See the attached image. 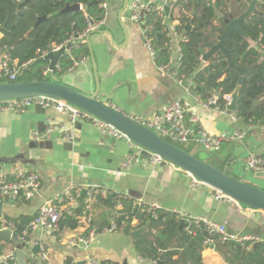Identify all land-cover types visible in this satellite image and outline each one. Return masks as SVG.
Here are the masks:
<instances>
[{
    "label": "crops",
    "instance_id": "obj_1",
    "mask_svg": "<svg viewBox=\"0 0 264 264\" xmlns=\"http://www.w3.org/2000/svg\"><path fill=\"white\" fill-rule=\"evenodd\" d=\"M101 1L106 4V22L95 29L97 32L90 37L100 79L99 99L104 103H115L121 111L131 116L152 115L170 101L180 99L194 108L200 116V125L211 135L219 136L238 128H247L244 140L225 143L215 152L216 158L219 162H229L228 169L237 176L251 178L255 183L264 185V178L256 177L255 172L247 171L243 166V160L249 153L264 155V119L248 125L238 118L236 120L235 111L228 108L199 105L198 100L206 98L199 86L198 75L213 74V65L209 73H206L201 69L210 63L201 61L193 72H187L183 78H179L175 72L161 73L144 47L147 30L131 19L133 0ZM194 6L190 7V11H186V8L182 10V6L178 8L175 19L179 22L178 17L183 13L192 16ZM238 8L242 9V6L239 5ZM243 9L245 11L247 6ZM182 32L184 33L183 30ZM158 33L162 35L159 29ZM2 36L0 31V38ZM152 36L156 44V37L158 40L160 37L156 34ZM84 41L86 42V38L79 39L78 43ZM251 44L257 45L255 42ZM259 48L264 50L263 45L259 44ZM79 55V59L67 71L59 68L58 71L63 72L54 80L91 94L96 89L91 56L84 52ZM214 96H217L216 93ZM259 103L258 101L257 104ZM48 118L57 123L66 122L71 125L67 115L53 109L33 107L22 114L0 112V159H10L0 162V172L13 177L18 172L30 171L41 178L40 192L32 200L2 201L1 220L34 217L45 200L54 197L70 184H76L84 189L106 190L109 195H127L133 197L135 202L143 200V203H152L165 215L181 211L193 216L208 217L224 223L232 233L260 239L247 242L250 249L240 243L231 247L227 242L228 246L223 247L222 253L215 243L221 240L205 238L201 249V264H234L227 257L234 253L238 256L234 252L235 248L250 251L255 243L264 242V212L217 200L213 188L206 184L192 186L187 172L172 164L164 163L155 167L141 164L126 171L123 163L129 150L125 141L106 135L91 122L81 120L74 124L76 140L72 143L65 142L59 132H47ZM104 198L99 191L90 207L82 205L93 216L96 229L93 241L88 246L69 244V240L86 234V227L82 223L76 228L60 225L54 235L39 230L31 232L26 238L19 236L21 241L18 245L16 241L1 243L0 257H12L16 264H67L90 257L112 264H166L164 261L143 258L136 250L135 241L150 230L148 226L134 228L130 233L121 229L109 230L116 223L113 218L115 209L110 208ZM179 221V229L187 227L186 223L181 227V220ZM138 223L137 220L132 224L137 226ZM163 229L164 226L152 229L153 234L149 238L160 241L155 239L157 236L161 241H173L167 250L177 251L178 254L169 256L167 260L175 261L180 258L179 264H196L197 257L185 253L183 248L177 246L178 241H186L183 234L169 240V234L164 233ZM135 231L141 232L135 237ZM195 240L197 239L187 238V241ZM42 245L46 247L49 255V260L45 262L40 258Z\"/></svg>",
    "mask_w": 264,
    "mask_h": 264
},
{
    "label": "trees",
    "instance_id": "obj_2",
    "mask_svg": "<svg viewBox=\"0 0 264 264\" xmlns=\"http://www.w3.org/2000/svg\"><path fill=\"white\" fill-rule=\"evenodd\" d=\"M66 1L24 0L17 2L16 0H0V31L3 34L0 38V52L7 49L13 59L18 60L19 64H23L30 59L38 58V50L45 51L54 43H64L83 33L89 20L97 22L104 17L105 12L102 1L94 2L95 0H68L70 4H81L83 9L55 14L65 7ZM193 5H195V9L192 16L183 13L178 17L179 30H183L189 38L187 42L182 43L184 58L183 67L177 73L179 78H183L187 72H193L194 68L198 66L199 51L197 44L200 47L207 48L211 43L216 42L214 35L223 32L226 26L223 19L211 22L215 15L214 10H220L228 18H235L247 6L246 2H237L236 0L234 2L233 0H215V2H212V0H188L182 5V10L185 8L190 9ZM239 5L242 6V9L238 8ZM259 9L264 12V0L260 3ZM43 16H48L47 20L35 26L37 20ZM185 17H190L192 24L197 26L199 31H186ZM156 27L158 28V25ZM241 27L245 35L240 33L231 34L226 42V47L232 51L234 64L246 70L244 82L239 89L235 114L241 122L250 125L259 119H264V50L259 48V44L264 46V15L249 17L242 22ZM161 34L160 40L156 37V46L159 51V60L162 57L160 61H164L167 58V52L164 49L165 35ZM251 42H255L257 45L252 46ZM70 49L71 52L64 53L58 61L62 70L72 66L79 59L81 52L87 55L90 54L85 41L71 45ZM47 65L48 61L38 59L28 67L20 70L16 79L5 76L0 79V82L54 80L50 76H43V69ZM227 67L228 63L224 60V56H221L213 60V74L206 76L200 73L198 75L199 86L201 91L205 93V98L214 96L216 92L218 93L217 105L220 109L228 108L225 96L233 94L239 84L240 73L233 69L226 75L225 69ZM58 70L56 69L55 72H58ZM254 101L260 103L255 106ZM179 147L191 153L190 150L194 147V144L189 143L185 147ZM209 164L213 165L212 163ZM220 164L223 167L221 165L213 166L230 175L229 173L232 171L227 166L230 163L224 161ZM234 178L241 180L239 176ZM104 200L113 209H115L119 200L123 205L113 216L116 222L115 229L130 233L137 227H149L150 230L137 237L135 241L136 250L143 258L156 262L164 261L166 264H179L181 262L180 258L175 261L167 260L169 256L178 254L177 251L167 250L173 241H161L157 236H155V239L160 241H152L149 238L153 234L152 229H159L164 226L162 231L169 234V240L183 234L182 237L186 241H178V248H183L185 253L197 257L196 264H201L202 243L205 238L209 237L203 228L195 232L187 227L179 229L180 221L174 214L165 215L161 209H156L157 217H154L151 213H147V203L137 205L135 199L130 196L119 198L117 194H112ZM32 219L33 217L13 219L12 221L17 226L16 232L19 234ZM133 219L139 221L137 226L132 224ZM78 225L79 220L69 216L64 218L61 224L63 227L71 228H76ZM187 238L200 239L201 241H187ZM214 239L221 240L219 236L214 237ZM215 243L218 250L224 253L223 247H227L228 244L222 243V241H215ZM162 250L167 251L163 252ZM234 252H237L238 256H235L234 253L227 257L234 264H264V242L255 243L250 251H242L238 247L235 248ZM13 262L14 260H9V264Z\"/></svg>",
    "mask_w": 264,
    "mask_h": 264
},
{
    "label": "built area",
    "instance_id": "obj_3",
    "mask_svg": "<svg viewBox=\"0 0 264 264\" xmlns=\"http://www.w3.org/2000/svg\"><path fill=\"white\" fill-rule=\"evenodd\" d=\"M16 1L22 2L24 0ZM186 2H188V0H133L132 2L131 19L135 23L141 25L145 31L147 30V34L144 36V47L150 53L158 70L163 74L175 72L177 75L178 71L183 67L184 52L182 49V43L187 42L189 38L182 32V30H179V22L175 19V11ZM212 2H215V0H212ZM105 7L106 4H103V8ZM105 22V15L97 22L89 20L88 26L83 33L72 37L64 43H54L45 51L38 50V58L30 59L23 64H19L18 60L13 59L7 49L1 51L0 79L5 76H9L10 79H16L20 70L28 67L34 61L45 57L49 52L57 53L62 47H66L65 53H70L71 45L77 44L79 39L84 40L90 32L104 25ZM156 25H158V29H160L159 32L165 35L164 48L167 52V58L164 61H159V51L154 42V36L150 33ZM56 66L57 69L60 68L58 63ZM51 72L53 71H51L47 65V67L43 69V76H49ZM225 98L227 100L226 105H231L232 95H227ZM106 104L115 110L121 111L113 102H108ZM198 104L203 107L220 109L217 105V96L199 99ZM33 107H40L44 110L53 109L58 113L69 117L71 125L66 122L57 123L52 118L47 119V132H59L61 139L65 142L72 143L76 140V129L74 124L75 122L81 120L91 122L93 125L99 127L106 135L125 141L129 150L123 163V169L126 171L141 164L154 167L164 163L172 164L166 161L159 154L154 153L136 143L116 127L63 99L41 95L0 100V112L22 114L29 111ZM129 117L140 125L152 130L157 135L170 140L173 143H195L201 145L209 152L219 151L225 143L244 140L248 131L247 128H238L231 133H224L219 136L211 135L202 125H200V116L194 108L188 102L180 99L170 101L159 112L152 115H129ZM235 118L237 120V117ZM243 166L250 172H264V155L249 153L243 160ZM188 175L191 177L192 186L204 184L191 174ZM40 189L41 178L35 172L21 171L13 177L0 172V201L8 200L10 202H16L20 199L27 201L32 200L39 194ZM99 191L103 197L106 198L109 196V192L106 190H97L94 188L84 189L82 186L70 184L54 197L44 201V203L39 207L37 214L21 230L19 236L26 238L31 232L39 230L48 231L54 235L59 230L64 218L69 216L78 219L79 223H82L86 227V234L83 237L69 240V244L73 246H88L93 241L96 229L93 226V216L88 213L86 209L84 210L82 205L90 207V204ZM214 191L215 198L217 200L224 201L235 206L242 205L222 192L218 190ZM84 193L86 194L83 196ZM117 195L119 198L127 196L123 194ZM143 202V200H139L135 203L137 205H141ZM147 204V213H151L154 217H157L155 210L159 209V207L152 203ZM122 207L123 205L119 200L117 206L115 207V213H117V211ZM81 208L83 210L80 211ZM252 210L255 211V209ZM173 213L176 218L184 221L187 228L192 231L195 232L198 229L203 228L207 232L209 239L219 236L223 243L234 240L248 249H250V246H247V242L260 241V239L256 236L238 235L232 233L228 230V227L224 223H220L208 217L193 216L181 211H173ZM134 222H137V219H133L132 223ZM1 228H8L14 232L17 230L16 224L10 220H0V229ZM115 228L116 223H113L109 227V230H113ZM40 258L44 262L49 260L48 250L44 245L41 246ZM9 260H12V257H0V264H9ZM12 264L16 263L13 262ZM46 264L50 263L46 262ZM67 264L112 263L106 260L90 257L79 262L70 261Z\"/></svg>",
    "mask_w": 264,
    "mask_h": 264
},
{
    "label": "water",
    "instance_id": "obj_4",
    "mask_svg": "<svg viewBox=\"0 0 264 264\" xmlns=\"http://www.w3.org/2000/svg\"><path fill=\"white\" fill-rule=\"evenodd\" d=\"M101 0H95L98 2ZM246 2L247 9L238 17L228 18L220 10H214V17L211 22L217 19H223L226 26L221 34L214 35L215 43H211L209 47L203 48L198 44L199 63H210L204 65L201 70L209 73L211 62L218 57L224 56V60L228 63L225 73L229 74L231 70H237L240 73L239 84L232 94V104L228 106L231 111H236L239 89L244 82L246 70L237 67L232 60V51L226 47V42L231 34L240 33L245 35L241 24L253 15L262 16L264 12L259 9L262 0H239ZM81 4H70L66 1L63 9L57 11L55 14L66 13L71 11L82 10ZM48 16L40 17L35 26L47 20ZM186 31H199L197 26H194L190 17H185ZM97 31H92L86 36V42L90 51V56L93 64L96 89L93 93H85L69 84L57 80H33V81H17V82H0V100H7L12 98H25L33 96H51L63 99L87 112L107 122L125 133L130 139L142 145L146 149L159 154L166 161L183 169L188 174L202 181L204 184L210 186L214 190H218L223 194L235 199L240 204L264 212V189L257 185L245 182L243 180L234 178L226 173L220 171L213 165L201 160L197 156L183 150L171 141L157 135L152 130L140 125L132 120L128 114L115 110L99 99L100 79L98 75V66L94 50L90 41V37ZM151 34H156L160 37L158 29L150 31ZM112 36V35H111ZM66 47H62L57 53L49 52L40 60L48 61L51 71L57 69V63L60 57L65 53ZM199 65V64H198ZM218 96V93L216 92ZM258 101H254V105ZM10 159H0V162L8 161ZM256 177L264 178V172L255 173ZM3 202L0 201V220L2 218ZM184 221L181 220V227ZM141 231H135L133 235L136 237ZM19 237L17 233L11 229L0 230V244L14 241L15 237ZM237 245L236 241H230L229 246Z\"/></svg>",
    "mask_w": 264,
    "mask_h": 264
},
{
    "label": "rangeland",
    "instance_id": "obj_5",
    "mask_svg": "<svg viewBox=\"0 0 264 264\" xmlns=\"http://www.w3.org/2000/svg\"><path fill=\"white\" fill-rule=\"evenodd\" d=\"M186 11H190L189 9H186ZM63 71H67L66 69L63 70ZM51 72L50 73V77L52 79H56L57 77H59L60 74H62V72ZM177 145L181 146V147H185L186 145L185 144H182V143H176ZM191 153L195 156H197L198 158H200L201 160L205 161V162H209V163H212L213 165L215 166H219L221 165L219 162V160L216 158L217 157V153L215 152H209L207 151L205 148H203L201 145L199 144H194V147L190 150ZM223 167V165H221ZM221 168V167H220ZM231 176H237L233 171L229 173ZM241 180L245 181V182H248V183H251V184H254V185H257L258 187L264 189V185H259L257 183H255L253 181V179L251 178H243V177H240ZM14 241H16L17 245L19 244V241H21L17 236L14 238Z\"/></svg>",
    "mask_w": 264,
    "mask_h": 264
}]
</instances>
